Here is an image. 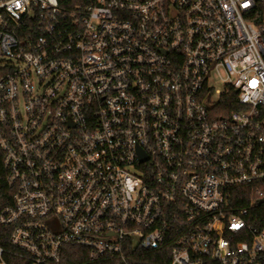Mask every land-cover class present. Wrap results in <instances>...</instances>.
<instances>
[{
	"label": "built area",
	"instance_id": "1",
	"mask_svg": "<svg viewBox=\"0 0 264 264\" xmlns=\"http://www.w3.org/2000/svg\"><path fill=\"white\" fill-rule=\"evenodd\" d=\"M82 1L0 0L11 245L264 264V0Z\"/></svg>",
	"mask_w": 264,
	"mask_h": 264
},
{
	"label": "trees",
	"instance_id": "2",
	"mask_svg": "<svg viewBox=\"0 0 264 264\" xmlns=\"http://www.w3.org/2000/svg\"><path fill=\"white\" fill-rule=\"evenodd\" d=\"M61 3L67 7L78 4H87L82 0H61ZM7 171L3 165L0 155V212L3 208L12 202L13 192L8 186ZM244 190V189H243ZM246 190V189H245ZM244 190V191H245ZM264 211V206L259 207ZM12 227L0 222V247L4 248V258L8 264H31L29 258L20 249L11 245L10 235ZM75 255L83 256L85 250L79 247H69ZM171 244H165L161 249L139 251L137 258L131 261L132 264H167L170 260ZM79 260H69L65 264H76Z\"/></svg>",
	"mask_w": 264,
	"mask_h": 264
},
{
	"label": "water",
	"instance_id": "3",
	"mask_svg": "<svg viewBox=\"0 0 264 264\" xmlns=\"http://www.w3.org/2000/svg\"><path fill=\"white\" fill-rule=\"evenodd\" d=\"M261 202H264V198L261 200Z\"/></svg>",
	"mask_w": 264,
	"mask_h": 264
}]
</instances>
